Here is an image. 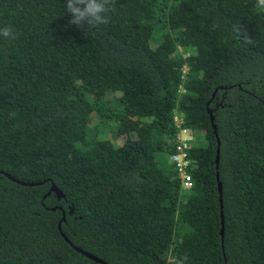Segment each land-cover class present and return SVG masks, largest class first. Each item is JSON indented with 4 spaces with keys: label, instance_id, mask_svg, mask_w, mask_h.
Here are the masks:
<instances>
[{
    "label": "trees",
    "instance_id": "16d2710c",
    "mask_svg": "<svg viewBox=\"0 0 264 264\" xmlns=\"http://www.w3.org/2000/svg\"><path fill=\"white\" fill-rule=\"evenodd\" d=\"M255 5L112 0L88 30L65 0H0L17 34L0 36V264H102L71 243L108 264H264Z\"/></svg>",
    "mask_w": 264,
    "mask_h": 264
},
{
    "label": "clouds",
    "instance_id": "9594fccd",
    "mask_svg": "<svg viewBox=\"0 0 264 264\" xmlns=\"http://www.w3.org/2000/svg\"><path fill=\"white\" fill-rule=\"evenodd\" d=\"M112 0H65L69 23L88 30L107 25L110 22L108 13L111 11ZM256 10L264 12V0H256ZM233 31L238 39L245 44H252L253 40L240 25H233ZM16 32L11 25L0 27V36L16 39Z\"/></svg>",
    "mask_w": 264,
    "mask_h": 264
},
{
    "label": "built area",
    "instance_id": "2783aa9c",
    "mask_svg": "<svg viewBox=\"0 0 264 264\" xmlns=\"http://www.w3.org/2000/svg\"><path fill=\"white\" fill-rule=\"evenodd\" d=\"M181 133L184 135H180V141L179 144L177 145L178 151L174 154H171L170 160L174 166V168L177 170L179 174V179L184 187H188L191 185V179L190 175L186 172L185 170V165L189 161V159L185 158V151L184 148L187 147L186 136L191 135V130L183 128L181 130Z\"/></svg>",
    "mask_w": 264,
    "mask_h": 264
},
{
    "label": "water",
    "instance_id": "95a60500",
    "mask_svg": "<svg viewBox=\"0 0 264 264\" xmlns=\"http://www.w3.org/2000/svg\"><path fill=\"white\" fill-rule=\"evenodd\" d=\"M210 118H211V117H210ZM216 162H217V149H216V153H215V163H216ZM1 171H2V170H1ZM4 173H5L8 177H10V178L16 180L13 176L9 175L7 172L4 171ZM216 177H217V173H216ZM217 189H218V193H219V202H221V186H220V183H219L218 180H217ZM50 190L55 191L57 196L60 194L59 190L57 189V187H56L53 183L50 184V187H49L48 191H50ZM61 218H62V217H61ZM220 222H221V225H220L219 233L221 234V233H222V217L220 218ZM58 228H59V221H58ZM70 243H71V242H70ZM71 244L73 245V247H75V249H77V250L80 251L81 253H83V254H85V255H87V256H89V257L95 259L96 261H99V262L102 263V264H108L107 262H105L104 260H102V258L96 256L95 254H93V253H91V252H89V251L83 249L82 247H79V246L73 244V243H71Z\"/></svg>",
    "mask_w": 264,
    "mask_h": 264
},
{
    "label": "rangeland",
    "instance_id": "374dc122",
    "mask_svg": "<svg viewBox=\"0 0 264 264\" xmlns=\"http://www.w3.org/2000/svg\"><path fill=\"white\" fill-rule=\"evenodd\" d=\"M182 51V50H181ZM185 68V67H184Z\"/></svg>",
    "mask_w": 264,
    "mask_h": 264
}]
</instances>
